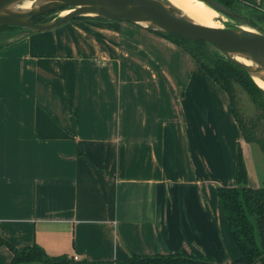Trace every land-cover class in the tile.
Returning a JSON list of instances; mask_svg holds the SVG:
<instances>
[{
	"label": "crops",
	"instance_id": "obj_1",
	"mask_svg": "<svg viewBox=\"0 0 264 264\" xmlns=\"http://www.w3.org/2000/svg\"><path fill=\"white\" fill-rule=\"evenodd\" d=\"M238 145L258 187L227 93L142 24L87 15L0 48V239L17 249L231 264L217 187Z\"/></svg>",
	"mask_w": 264,
	"mask_h": 264
},
{
	"label": "trees",
	"instance_id": "obj_2",
	"mask_svg": "<svg viewBox=\"0 0 264 264\" xmlns=\"http://www.w3.org/2000/svg\"><path fill=\"white\" fill-rule=\"evenodd\" d=\"M217 1L234 10L237 9L236 0ZM61 10L63 9L55 8L35 15L33 21L35 23L48 22L53 20L56 17L55 14ZM251 12L257 20L263 21L262 12L256 9ZM77 17H82V15ZM249 22L257 26L256 21L249 19ZM18 28L16 26L0 27V48L10 42L12 39L10 32ZM151 30L187 51L202 70L227 93L231 113L243 140L257 144L264 155V89L254 82L242 66L224 55L212 54L216 49L210 51L207 42L190 40L175 33ZM235 84L240 85L250 96L257 111L254 117L244 118L237 109ZM217 195L229 237L238 251V257L234 258L231 264H255L257 262L264 264V185L261 187L248 185L247 169L240 145L236 150L235 184L218 186ZM0 244L7 245L12 252L9 264H213L207 258L188 257L183 254H131L129 258L121 261L75 260L67 255H48L36 244L22 249H17L2 239H0ZM258 258L259 261H256Z\"/></svg>",
	"mask_w": 264,
	"mask_h": 264
},
{
	"label": "water",
	"instance_id": "obj_3",
	"mask_svg": "<svg viewBox=\"0 0 264 264\" xmlns=\"http://www.w3.org/2000/svg\"><path fill=\"white\" fill-rule=\"evenodd\" d=\"M15 0H0V27L16 26L34 31L48 30L80 15L93 13L108 19L138 23L149 21L163 33H175L190 40H202L224 53L231 61L242 66L252 77L253 74L264 78V34L239 28L206 27L177 16L173 8L166 7L158 0H45V3L26 13L12 12L8 5ZM216 10L232 17L235 10L217 0H203ZM55 8L70 9L44 23H35V15ZM240 53L259 64L258 67L240 63L229 56ZM254 80V79H253ZM255 82V81H254ZM256 83V82H255ZM257 84V83H256ZM259 86V85H258ZM260 87V86H259ZM259 261V258L256 260Z\"/></svg>",
	"mask_w": 264,
	"mask_h": 264
},
{
	"label": "rangeland",
	"instance_id": "obj_4",
	"mask_svg": "<svg viewBox=\"0 0 264 264\" xmlns=\"http://www.w3.org/2000/svg\"><path fill=\"white\" fill-rule=\"evenodd\" d=\"M158 1L163 2L164 0H158ZM236 8L237 9L235 10V12H236L237 16H232V17H230L226 14H223L220 11L219 12L217 11V13L219 15L215 19L214 23L215 24H223L225 27H228V28H239L237 26L240 22L246 21V22L250 23L249 19H251V20L257 22L256 28H259L261 33L264 34V31H263V29H264V16H263V21H260V20H257L251 12L254 9H256V10L262 12L264 15V0H236ZM59 14H60V12L55 14V16L58 18L59 16H61ZM87 15H82V17L87 16ZM75 18H79V17H75ZM36 23H39V22H36ZM42 23H44V22H42ZM23 30H30V29H27L24 27H19L18 29L11 31L9 35H11L12 38H15ZM207 47H208V49H210V51H214L216 49L213 46H211L210 44H208ZM217 51L218 50L216 49L212 54L224 55L226 57V55L224 53H222L220 51L217 52ZM235 97H236V100H235L236 101V107L244 118H250V117H254L256 115L257 111H256L255 105L252 102L250 96L238 84H235ZM228 139H229L230 146H231L232 145L231 144L232 143L231 142V140H232L231 136L228 135ZM205 142H206V140H205ZM207 144L208 143H206V145ZM225 146H227V145H225ZM245 152H246L247 167L249 166L248 170H249V173L251 174L250 184H252V185L256 184L258 187H261L264 185V182H263L264 181V155H263L262 151L260 150V148L258 147V145L254 144V143L252 146H250V148L246 147ZM226 156L228 159V155H226ZM255 264H262V263L257 262Z\"/></svg>",
	"mask_w": 264,
	"mask_h": 264
},
{
	"label": "bare ground",
	"instance_id": "obj_5",
	"mask_svg": "<svg viewBox=\"0 0 264 264\" xmlns=\"http://www.w3.org/2000/svg\"><path fill=\"white\" fill-rule=\"evenodd\" d=\"M44 3L45 0H15L8 5L7 9L11 10L12 12L26 13L31 9L38 7L39 5H42ZM163 4L166 7L173 8L176 11L177 16L184 18L187 21L192 22L194 24H198L206 27L226 28L223 24L214 23L215 19L219 15L217 13L218 10H216L215 8H213L203 0H164ZM70 11H71L70 9H63L62 11H60L59 15L64 16ZM88 15H95V14L88 13ZM138 23L151 29H159L156 25H154L149 21H138ZM237 27L246 31H254L261 33V31L258 28H256L255 26L251 25L246 21L240 22ZM229 56L240 63L255 67L259 66V64L252 61L243 54L229 53ZM252 76L254 81L262 89H264V78L257 74H253Z\"/></svg>",
	"mask_w": 264,
	"mask_h": 264
},
{
	"label": "built area",
	"instance_id": "obj_6",
	"mask_svg": "<svg viewBox=\"0 0 264 264\" xmlns=\"http://www.w3.org/2000/svg\"><path fill=\"white\" fill-rule=\"evenodd\" d=\"M73 258H74L75 260H77V257H76V256H74Z\"/></svg>",
	"mask_w": 264,
	"mask_h": 264
}]
</instances>
